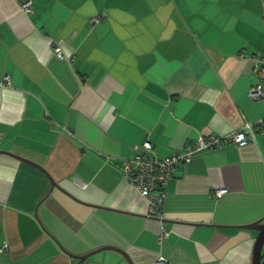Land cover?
Instances as JSON below:
<instances>
[{
	"label": "crops",
	"instance_id": "obj_1",
	"mask_svg": "<svg viewBox=\"0 0 264 264\" xmlns=\"http://www.w3.org/2000/svg\"><path fill=\"white\" fill-rule=\"evenodd\" d=\"M22 1L0 0V264H254L264 0ZM247 123L175 167L160 215L124 177L146 140L163 158Z\"/></svg>",
	"mask_w": 264,
	"mask_h": 264
},
{
	"label": "built area",
	"instance_id": "obj_2",
	"mask_svg": "<svg viewBox=\"0 0 264 264\" xmlns=\"http://www.w3.org/2000/svg\"><path fill=\"white\" fill-rule=\"evenodd\" d=\"M32 2L24 0L21 7L26 13H32ZM101 19L100 16L91 20L94 24ZM58 56L63 57L60 48L55 49ZM257 74L264 79V66L257 70ZM8 80V77L5 78ZM249 96L253 100L264 98L263 86L255 84L249 90ZM254 133L252 125L247 123L245 127L226 137H199L193 144L187 146L185 151H177L169 156L160 158L154 154V144L146 140L135 147L134 157L126 160L124 165V177L146 198L152 214L160 215L167 198L165 187L168 181L173 177L175 167L182 163L190 162L194 156L204 150H213L224 145L225 141H231L238 145H246L251 140L248 133ZM227 192V189L216 190L214 195L219 197ZM165 232L162 237H166ZM162 239V238H161ZM3 248H1L2 250ZM157 264H167L166 260H159Z\"/></svg>",
	"mask_w": 264,
	"mask_h": 264
},
{
	"label": "water",
	"instance_id": "obj_3",
	"mask_svg": "<svg viewBox=\"0 0 264 264\" xmlns=\"http://www.w3.org/2000/svg\"><path fill=\"white\" fill-rule=\"evenodd\" d=\"M3 151H0V153H2ZM9 153V152H8ZM15 157L21 158L18 155L12 154ZM23 159V158H21ZM28 161V160H26ZM244 228H248V229H255L257 231H259V235L257 237V242H256V246H255V252H254V264H261V259H262V247L264 244V218L258 222H255L253 224L247 225V226H242ZM98 252V251H96ZM96 252H92L83 256H75L77 259H79V263L78 264H82L83 261L88 260L90 255H93Z\"/></svg>",
	"mask_w": 264,
	"mask_h": 264
},
{
	"label": "trees",
	"instance_id": "obj_4",
	"mask_svg": "<svg viewBox=\"0 0 264 264\" xmlns=\"http://www.w3.org/2000/svg\"><path fill=\"white\" fill-rule=\"evenodd\" d=\"M263 81H264V79H263ZM194 143V142H193ZM154 144V143H153Z\"/></svg>",
	"mask_w": 264,
	"mask_h": 264
}]
</instances>
